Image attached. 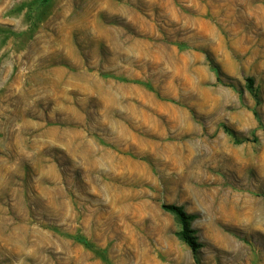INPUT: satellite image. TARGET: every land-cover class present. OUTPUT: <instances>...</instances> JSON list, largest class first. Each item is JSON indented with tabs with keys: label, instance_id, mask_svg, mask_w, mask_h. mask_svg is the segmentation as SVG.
Segmentation results:
<instances>
[{
	"label": "rangeland",
	"instance_id": "obj_1",
	"mask_svg": "<svg viewBox=\"0 0 264 264\" xmlns=\"http://www.w3.org/2000/svg\"><path fill=\"white\" fill-rule=\"evenodd\" d=\"M0 264H264V0H0Z\"/></svg>",
	"mask_w": 264,
	"mask_h": 264
},
{
	"label": "trees",
	"instance_id": "obj_2",
	"mask_svg": "<svg viewBox=\"0 0 264 264\" xmlns=\"http://www.w3.org/2000/svg\"><path fill=\"white\" fill-rule=\"evenodd\" d=\"M164 208L172 212L180 222L182 226V229L179 231L180 238L185 243H187L194 252H197L201 245L198 242L197 236L195 234L196 231L192 227V222L195 219V215L188 213L182 206L174 204H165Z\"/></svg>",
	"mask_w": 264,
	"mask_h": 264
}]
</instances>
